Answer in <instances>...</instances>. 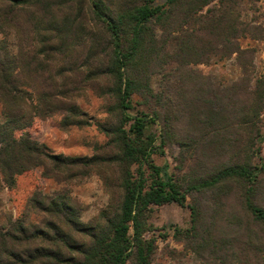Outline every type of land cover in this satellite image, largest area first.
<instances>
[{
  "label": "trees",
  "instance_id": "1",
  "mask_svg": "<svg viewBox=\"0 0 264 264\" xmlns=\"http://www.w3.org/2000/svg\"><path fill=\"white\" fill-rule=\"evenodd\" d=\"M256 1L0 0V36L13 34L17 42L13 50L0 39V186L13 189L18 176L38 168L62 182L98 170L110 196L96 221L84 223L68 193L33 194L20 219L0 226V264H152L153 208L185 207L189 197L191 229L184 240L195 244L189 246L195 254L248 264L241 257L251 250L263 260L264 166L256 163L255 148L264 79H253L250 99L240 107L192 69L240 56L241 39H259V28L243 20ZM86 44L84 83L110 84L99 92L112 101L110 120L97 125L109 151L54 155L28 130L36 118L56 115L62 129L90 126L76 101L82 89L72 82L73 57ZM157 74L165 77L160 92L152 85ZM136 106L145 107L136 112ZM170 108L174 117L163 118L159 110ZM171 144L198 162L199 172L184 184L169 164L153 159ZM203 197L209 198L202 205ZM232 197L242 216L228 213ZM221 223L236 229L234 236L218 234Z\"/></svg>",
  "mask_w": 264,
  "mask_h": 264
},
{
  "label": "rangeland",
  "instance_id": "2",
  "mask_svg": "<svg viewBox=\"0 0 264 264\" xmlns=\"http://www.w3.org/2000/svg\"><path fill=\"white\" fill-rule=\"evenodd\" d=\"M243 20L253 27H258L256 35L259 39L243 38L240 46L245 53L240 56L234 55L226 60H214L210 64H202L192 67L193 70L209 78L214 87L221 95L234 101L240 102L241 107L250 99V90L254 88V78L264 79V0H257L254 5L246 7L243 13ZM255 32V29L253 30ZM0 39H7L10 47L16 49V39L13 34L0 36ZM89 58V44L83 46L79 53L73 57L75 66L73 70V86L82 89L77 92L76 101L80 110L85 113L90 121V126L77 128L70 127L62 129L60 123L62 116L56 115L48 119L36 118L32 127L28 130L31 137L46 145L51 154L64 157H92L94 155H106L108 153L107 138L102 134L97 125L108 123L110 120L107 109L112 104L111 100L99 97L101 88L110 84L104 80L85 84V78L89 73L86 67ZM95 67V66H94ZM94 69V68H93ZM172 71V69H171ZM167 70L168 73L171 72ZM165 77L157 74L152 79V85L156 92L165 87ZM236 90L237 96L233 94ZM240 100V101H239ZM145 107V106H144ZM143 106H136L137 110L143 111ZM159 109V108H157ZM163 118L174 117L173 109L159 110ZM2 121V106L0 104V123ZM260 140L256 144L260 161L264 166V111L260 119ZM190 154L185 153L179 145H168L165 155H155L154 162L158 166L170 165V172L176 181L184 184L190 176L193 177L199 172L197 163ZM42 168L34 169L16 178V185L13 189L0 186V226H6L10 220L16 221L23 216L28 199L37 192L54 194L66 192L72 201L81 209V219L84 223H94L99 212L104 209L110 196L104 189L101 179V172L93 170L87 178L76 179L69 182L49 179L45 177ZM199 198V197H198ZM209 197L200 198L201 204H206ZM264 204V193L261 197ZM193 203L192 197L187 200L185 207L176 204H168L161 207H154L150 223L154 234L157 237V251L152 264H220L214 258L205 254H195L190 248L194 243L184 240L185 233L191 229V212L189 206ZM206 206V205H205ZM227 211L229 214H240V207L235 197L229 199ZM33 222L39 219L32 217ZM237 231L236 229L234 230ZM228 227L221 223L217 227V233L226 237L234 236ZM165 236V238H162ZM246 258L248 264H264L261 254L248 250L241 259ZM128 264H133L132 262Z\"/></svg>",
  "mask_w": 264,
  "mask_h": 264
}]
</instances>
